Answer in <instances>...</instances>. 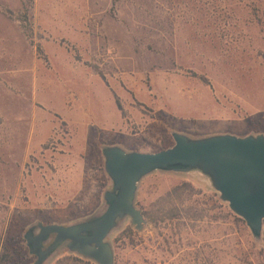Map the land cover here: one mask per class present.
Here are the masks:
<instances>
[{"label":"rangeland","instance_id":"rangeland-1","mask_svg":"<svg viewBox=\"0 0 264 264\" xmlns=\"http://www.w3.org/2000/svg\"><path fill=\"white\" fill-rule=\"evenodd\" d=\"M174 132L264 134V0H0V264L24 261L31 224L101 206L102 146L155 153ZM135 206L114 264H264V222L255 240L197 173L149 174Z\"/></svg>","mask_w":264,"mask_h":264},{"label":"water","instance_id":"water-1","mask_svg":"<svg viewBox=\"0 0 264 264\" xmlns=\"http://www.w3.org/2000/svg\"><path fill=\"white\" fill-rule=\"evenodd\" d=\"M172 139L171 147L155 153L102 146L109 187L101 206L68 225L36 222L28 226L23 238L29 254L36 257L33 264H44L63 250L95 264H114L108 238L127 221L142 231L145 220L135 206L136 192L140 181L156 171L197 173L259 240L264 222V134L221 133L194 138L174 132Z\"/></svg>","mask_w":264,"mask_h":264},{"label":"flooded vegetation","instance_id":"flooded-vegetation-1","mask_svg":"<svg viewBox=\"0 0 264 264\" xmlns=\"http://www.w3.org/2000/svg\"><path fill=\"white\" fill-rule=\"evenodd\" d=\"M27 232V228L25 230V232L22 234V238L20 239L19 243H23V246H24V251H23V254H22V258H24L25 260V264H33L36 260V257L34 255H30L29 254V250L26 246V241L25 239L23 238L24 234ZM46 246H44L45 248Z\"/></svg>","mask_w":264,"mask_h":264},{"label":"trees","instance_id":"trees-1","mask_svg":"<svg viewBox=\"0 0 264 264\" xmlns=\"http://www.w3.org/2000/svg\"><path fill=\"white\" fill-rule=\"evenodd\" d=\"M22 27L25 28L26 26H22ZM187 185H188V184H187ZM263 234H264V232H263ZM263 236H264V235H263ZM24 262H25V260H24L23 262H17V264H25Z\"/></svg>","mask_w":264,"mask_h":264},{"label":"crops","instance_id":"crops-1","mask_svg":"<svg viewBox=\"0 0 264 264\" xmlns=\"http://www.w3.org/2000/svg\"><path fill=\"white\" fill-rule=\"evenodd\" d=\"M231 134H233V133H231ZM248 134H250V133H247V134H245V135H248ZM234 135H236V134H234ZM245 135H238V136H245Z\"/></svg>","mask_w":264,"mask_h":264}]
</instances>
